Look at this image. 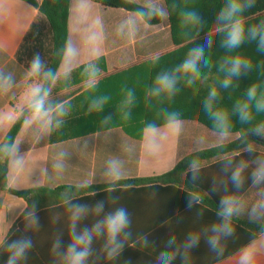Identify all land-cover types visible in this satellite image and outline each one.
Returning a JSON list of instances; mask_svg holds the SVG:
<instances>
[{"label":"crops","instance_id":"crops-1","mask_svg":"<svg viewBox=\"0 0 264 264\" xmlns=\"http://www.w3.org/2000/svg\"><path fill=\"white\" fill-rule=\"evenodd\" d=\"M158 2L168 9L166 0ZM132 3L143 6L146 0H133ZM39 16V10L24 0H0V74L11 75L14 81L6 93L0 94V116L19 113L24 108V94L31 82L26 80L27 68L18 62L16 53ZM131 16L132 11L105 7L92 0L69 1L68 39H72L81 51L70 79L64 80L61 77L51 85L49 98L50 103L67 101L68 112L61 126L53 127L49 133L39 134L38 142L37 127L22 125L14 142L19 144L23 166L17 172L8 163V188H45L54 191L53 196L61 197L67 192L60 188L82 187L84 181H90L88 187L100 189L70 199L73 203L92 205L109 196L105 190L109 181L103 175L109 160L121 161L123 177L120 180L157 177L172 170L181 158L194 151L239 137L237 133H231L226 141L209 146L197 142V136L218 134L196 121L185 120L192 116L195 104L200 103L199 95L195 97L193 87L181 83V90L171 100L145 98L156 74L181 62L191 46L174 43L170 15L166 21L155 25L140 24L134 39L117 36L116 28ZM97 18L102 23H95ZM92 30L101 37L97 61L101 76L96 89L88 90L83 84L81 73L90 59L84 40ZM127 89L134 90L136 102L131 109V118L126 121L122 119L121 104ZM105 95L109 100L103 110L89 112L91 101ZM163 109L178 111L183 128L179 137L169 134L163 141L161 151L150 156L145 150V124L155 122L163 126ZM109 115V123L102 124L103 119ZM13 125L0 126V143ZM61 152L66 153L62 161L59 155ZM256 152L264 153L257 148ZM228 158L233 159L235 164L241 159L251 161L255 155L242 151L203 164L197 180L191 179L192 184L187 187L140 184L124 190L123 185L116 186L117 190L110 195L119 197V200L112 207L124 206L128 209L132 220V236L120 257L115 261L101 260L99 264H157L156 258L160 251H172L176 247H166L170 237L175 236L178 245L184 242L189 233H198L201 238L199 245L189 251L188 264H237L241 250L253 245L256 248L255 264H264V219L252 221L247 211L260 198V190L264 189V184L252 185L250 171L254 165L250 164L246 170L245 183L240 189L246 209L233 220L234 235L221 240L224 254L218 256L206 243L207 236L211 234L210 226L219 220L216 215L219 201L226 194L221 182H226L228 193L236 191L230 181L231 170L224 172V163ZM61 162L63 169H57L55 165ZM214 186L216 191H213ZM193 191L199 192L203 200L188 208V193ZM108 208L106 204V210ZM32 209L24 198L8 191L1 192L0 238L7 243L21 234L27 235L33 241V248L27 261L21 264H54L55 258L51 254L53 240L60 236L65 246L69 242L67 204L63 200L36 208L38 228L26 227V214ZM92 221L93 217L89 216L81 222L80 227L90 226ZM254 226L255 229L261 228V231L257 232ZM144 236L149 240L147 247L142 243ZM100 244H94L97 251ZM6 259V253L0 254V264H5ZM173 264H182L179 256Z\"/></svg>","mask_w":264,"mask_h":264},{"label":"clouds","instance_id":"clouds-1","mask_svg":"<svg viewBox=\"0 0 264 264\" xmlns=\"http://www.w3.org/2000/svg\"><path fill=\"white\" fill-rule=\"evenodd\" d=\"M133 2V0H129ZM256 0H224L219 11L215 15L213 28L204 33L203 43H195L191 46L184 59L170 68L159 71L152 85L147 89L145 98L152 100H171L181 90L180 84L187 87H193L197 81L207 79L206 71L210 73L213 67L218 73L223 74L222 79H218L213 84L203 101V110L212 122L213 129L218 134V140L224 141L230 135L232 128L231 116L235 115L242 124H250L256 114L264 113V88L261 84L253 83L247 87L243 97L237 99L231 109L218 106L221 99L220 89L228 90L234 86V81L247 75L253 70L251 59L239 54L221 55L213 64L210 50L213 47V35L220 37L219 47L226 53H234L245 43L255 42L256 51L264 54V20L258 23L246 25L244 13L255 6ZM83 7V2L81 4ZM173 9L176 4L171 6ZM168 9L160 4L158 0H146V3L134 9L133 16L126 18L116 28L117 36L125 39H134L139 32L140 24H149L153 20L166 21L169 18ZM95 23H102L99 18ZM207 21L199 14L198 11L183 8L179 12V27L181 35L193 42L199 37L205 29ZM195 34H193V30ZM100 34L95 30L90 31L84 40L87 47L89 60L83 67V84L88 90H95L101 76V68L97 61L100 56ZM81 49L72 39L65 40L59 50L60 62L58 68L54 71L46 67L39 53L34 54L29 67L26 71L25 78L30 81V86L24 94L23 105L29 115L24 118L23 124L27 127L36 126L39 134L49 133L53 127L59 128L63 123V117L67 115V101L60 103H50L52 87L61 77L68 80L74 71V65L77 63ZM11 75L0 74V94L6 93L13 86ZM108 96H100L93 99L89 105V112L102 111L104 105L108 102ZM136 95L133 89H127L121 104L122 119L131 118V109L135 105ZM24 108L19 113H5L0 116V126L14 124L17 119L24 116ZM178 111L162 110L163 126L155 122H148L144 128V141L146 153L150 156L157 155L162 147L163 141L168 138L169 134L179 137L183 121ZM111 116H106L102 124H108ZM251 132L254 136L264 138V121L255 124ZM204 136L198 137V143H204ZM244 151L249 155L256 153V146L253 142L243 138ZM61 161L66 153L61 152ZM0 158L8 161L9 166L15 170H21L23 166V157L19 154V144L16 142L0 143ZM251 165L250 176L253 186L264 184V155H256L251 161L244 159L234 164L233 159L228 158L224 163V172L231 170L230 181L236 189L235 192L228 193L226 182L224 184L225 195L219 201V210L216 215L218 222L210 226V235L207 236L206 243L209 248L218 256L224 254V248L221 245L222 239H227L235 233L233 224L234 218L240 216L246 209V203L242 199L240 189L245 183V172ZM57 169H63V163L55 165ZM201 163L198 159H192L189 162L188 171L191 172V179L197 180L201 170ZM186 175L187 173H182ZM109 184L105 189L109 196L106 200H100L92 205L73 203L70 198L65 197L68 211V239L65 246L60 236H57L51 246V254L55 258L54 264H99L101 260L115 261L121 256L125 249L126 243L132 236L130 228L132 220L128 209L124 206H115L119 197L110 195L115 192L117 182L123 177L122 163L118 159L109 160L103 172ZM90 181H84L82 187L90 186ZM124 190L131 188V185L124 184ZM217 189L213 187V191ZM259 199H257L247 210L249 219L258 221L264 219V189L260 190ZM203 197L199 192H189L187 207L192 208L202 202ZM106 204L109 205L106 210ZM93 217L91 225L80 224L83 220ZM28 228L39 227V217L36 214L35 205L32 211L26 214ZM198 233H189L184 242L176 244V237L168 239L166 247L172 251H160L156 260L157 264H173V261L179 256L182 264H188V253L191 249L197 247L200 242ZM96 242H101L97 251L94 248ZM142 243L145 247L149 246L147 236L142 237ZM33 248L31 237L21 234L10 242H5L0 238V254L6 253L7 259L5 264H21L27 261L28 254ZM256 248L248 246L241 250L237 264H255Z\"/></svg>","mask_w":264,"mask_h":264},{"label":"trees","instance_id":"trees-1","mask_svg":"<svg viewBox=\"0 0 264 264\" xmlns=\"http://www.w3.org/2000/svg\"><path fill=\"white\" fill-rule=\"evenodd\" d=\"M24 1L36 7L39 10L40 16L31 25L16 53V59L19 63L24 64L28 69L29 63L34 54L39 53L46 67L52 68L55 71L60 62L59 50L63 46L65 40L68 39V15L70 0H42L41 2L38 0ZM92 1L105 7L123 8L132 12H134V9L137 7H141V5L129 2L128 0ZM166 2L170 13L171 32L174 43L177 45L185 44L186 46H193L195 43H203L204 33L213 28L215 15L224 3V0H166ZM173 4L177 5L175 9L171 7ZM185 7L198 11L199 14L207 21L205 29L200 33L199 37L193 42V44L189 43L188 40L181 35V29L179 27V12ZM244 16L246 19V25L255 24L264 20V0H256L255 6L248 9L244 13ZM158 23H160L159 20H153L149 24L155 25ZM195 31L196 30L194 29L193 34H195ZM213 40L214 44L210 50V55L214 65L221 55L226 54H239L243 57L251 59L254 65L252 71L234 81V86L232 88L228 90L220 89L221 99L218 101V106L228 108L230 110L234 102L243 97L245 90L251 84L259 83L262 88H264V54H260L256 51L255 42L245 43L234 53H226L225 50L219 47L220 37L214 34ZM206 75L207 79L197 81L192 88L195 92V97L197 98L199 95L198 97L200 99V103L199 105L195 104L194 112L191 113L192 116L186 117L185 120L196 121L205 126L207 129L216 132L213 129L211 120L203 110V101L207 96L209 88L215 84L218 79H222L223 74L218 73L216 68L213 67L210 73L206 71ZM27 114L28 112L25 110L24 116L18 118L3 139L2 143L15 141ZM231 121L232 128L230 130V134L237 133L239 135L237 139L194 151L181 158L172 170L163 175L150 178L119 180L116 186L124 184H163L187 187L189 184H192L191 172L188 171L189 162L192 159H198L201 165H203L219 158L233 156L238 152L244 151L243 138L245 137L248 141L253 142L258 150H262L264 152V138L256 137L251 132V129L255 124L264 121V113L256 114L254 112V119L250 124H242L239 121V118L235 115L231 116ZM253 155H264V153L256 152L253 153ZM7 172L8 161L4 158H0V193L8 191L14 195L24 198L28 202V207L30 209L33 208L34 205L35 208L47 207L51 204L65 200V197L71 198L85 192L100 189V187L64 186L60 189L66 190L67 193L61 197L53 196L52 194L54 191L45 188L15 190L8 188L7 186ZM182 173L187 174L183 175ZM255 230L260 232L261 228H257Z\"/></svg>","mask_w":264,"mask_h":264},{"label":"rangeland","instance_id":"rangeland-1","mask_svg":"<svg viewBox=\"0 0 264 264\" xmlns=\"http://www.w3.org/2000/svg\"><path fill=\"white\" fill-rule=\"evenodd\" d=\"M201 136H204V137L207 136L208 137L206 139V141L204 142V144H203L204 146L214 145V144H217V143L221 142V141L218 140V136H211L209 134H207V135H201ZM197 137H200V136H197ZM227 139H229V137ZM226 140H224V141H226Z\"/></svg>","mask_w":264,"mask_h":264},{"label":"water","instance_id":"water-1","mask_svg":"<svg viewBox=\"0 0 264 264\" xmlns=\"http://www.w3.org/2000/svg\"><path fill=\"white\" fill-rule=\"evenodd\" d=\"M39 2H41L42 0H38Z\"/></svg>","mask_w":264,"mask_h":264}]
</instances>
